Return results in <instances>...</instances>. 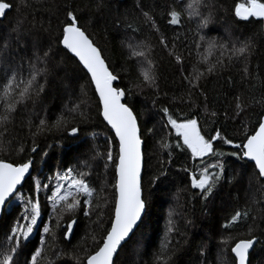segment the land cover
<instances>
[{"label": "trees", "instance_id": "16d2710c", "mask_svg": "<svg viewBox=\"0 0 264 264\" xmlns=\"http://www.w3.org/2000/svg\"><path fill=\"white\" fill-rule=\"evenodd\" d=\"M7 2L13 7L0 18V82L6 68L18 70L25 79L33 64L45 71L37 77L43 90L34 91L17 106L6 124L0 125V159L12 163L33 161L31 175L19 189L25 197L37 195L35 180L54 186L55 173L68 167L89 173L86 179L96 189L90 215L85 216L83 209L66 213L57 227L58 217L47 199L51 191L41 188L39 229L34 230L18 257L20 264H25L28 253L40 246L41 237L46 243L40 264H84L85 254L96 249L105 235L104 230L110 227L113 212L115 166L107 160V152L111 149L115 160L118 144L101 118L99 101L88 75L59 43L68 10L76 13L82 27L101 48L110 68L119 75L115 86L126 90L124 102L137 116L142 134V187L147 206L141 223L119 249L114 264H163V261L234 264L230 249L236 239L248 238L250 225L259 242L249 254L248 264H264V182L255 179L254 166L229 155L238 151L232 145L214 142L218 151L225 154L219 157L224 171L212 194L204 198L190 182V173L204 163L193 160L184 147H176L177 143L182 145V140L170 127H165L166 117L161 112L168 107L176 118H197L206 136L221 130L234 144L241 143L245 133L251 134L258 127L264 114V102H256L264 101V22L256 18L245 21L235 16V4L244 0H203L201 16L192 18L185 8L188 0ZM170 10L181 13L180 24L168 23ZM145 12L159 31L143 15ZM203 16L210 17L209 23L198 27ZM161 36L167 41V48L160 43ZM210 41L217 47L204 63L201 55L206 54ZM245 43L249 51L235 53ZM129 44L139 45V50L145 51L153 61L156 87L143 82L140 68L148 65L143 58H128ZM171 51L182 57V63L169 55ZM210 64L216 65L211 73L207 71ZM196 70L203 76L199 89H192L189 98L185 77L192 79ZM200 89L206 94V101ZM237 95L247 105L239 117L234 114ZM73 108L76 111L70 112ZM212 112L216 115L212 116ZM61 115L67 118V123L57 129L54 125ZM41 120L45 125L41 126ZM73 126L79 128L76 136L69 134ZM148 129L154 131L150 133ZM162 136L172 146L170 161L169 150L159 145ZM215 159L206 157L205 162L212 163ZM22 210L19 201L6 205L0 219V247ZM238 210L248 211V218L224 228ZM72 216L76 223L70 238L65 239L63 233ZM169 219L174 231L168 233L170 244L162 252ZM49 222L55 240L43 233V225ZM229 236L233 239L223 243Z\"/></svg>", "mask_w": 264, "mask_h": 264}, {"label": "snow or ice", "instance_id": "6c2138e0", "mask_svg": "<svg viewBox=\"0 0 264 264\" xmlns=\"http://www.w3.org/2000/svg\"><path fill=\"white\" fill-rule=\"evenodd\" d=\"M24 3V0H21ZM203 0H188L185 8L188 11L189 18L200 17V7ZM13 5L7 0H0V18H4L7 11ZM234 14L241 20H249L256 18L264 20V0H244L242 3H236L234 6ZM148 20L152 21L153 28H156L155 21L147 12L143 14ZM168 23L172 25L180 24L181 13L176 10L168 12ZM66 22L62 27V38L59 43L63 48L78 59L79 64L86 70L90 76V83L94 85V90L99 97L100 115L107 125L115 134V140L118 141V154L114 160L112 150L107 152V160L112 161L115 166V184L114 188V206L110 227L105 229V235L101 242L91 253H86L84 256V264H114V254L117 253L122 241L129 236L134 228L138 226L142 215L146 209V200L143 196L142 187V134L138 125L137 116L133 109L122 100L126 96V90L115 86V82L120 79L109 66L103 56L101 48L90 38L87 31L82 27L79 18L72 10L66 11ZM210 17L203 16L199 20L198 27H206ZM131 27V26H129ZM159 31L158 28H156ZM203 40L204 38L201 37ZM143 43V42H141ZM160 43L167 48V41L163 36L160 38ZM199 47V45H197ZM217 47L214 41L208 43L205 49L206 54L201 55V60L207 63L212 50ZM220 47H225L220 45ZM175 48V45H173ZM129 59L143 58V62L147 63L148 67L140 68V75L143 82L152 87H156V74L154 71L153 61L148 59L145 51L139 50V45H128ZM235 53L244 54L249 51V46L245 43ZM45 56L48 53L44 54ZM177 63H182V57L175 51L169 52ZM220 63V61H217ZM215 64H210L207 68L209 73L215 69ZM44 69H39L35 64L32 65V71L27 79L16 69H5L4 78L0 82V104L3 106V112L0 113V125L6 124L10 119L11 114L16 111L19 104L30 98L34 91L43 90V85L38 84L37 77L44 72ZM203 76L202 72L196 70L192 79L185 77L189 83L188 97H192V89H199V80ZM130 93V89L127 90ZM200 94H206L200 89ZM235 116L239 117L246 111L247 105L244 104L241 96L235 97ZM261 103L264 101H256ZM78 107V106H77ZM76 111L75 108L70 112ZM163 116L166 117L165 127H170L174 131L175 136L182 140V145L177 143L176 147H184L193 160H200L204 166L190 173V182L193 189H198L204 198L210 196L221 178L224 171V163L219 157L225 154L218 151L214 142L220 141L223 144L232 145L238 151H233L229 155L237 159L253 162L254 177L258 182H264V114L261 115L258 121V127L251 133H245L241 143H235L232 139L223 135L221 130H215L214 135L206 136L200 126L197 118L186 117L183 119L176 118L168 107L161 109ZM216 113L212 112V116ZM67 123V118L63 115L57 118L55 127L60 129ZM41 126L45 125V121L41 120ZM4 131H7L5 128ZM151 133L154 129H148ZM79 128L73 126L70 128L69 134L76 136ZM2 135V133H0ZM161 149L169 150V161L171 160V144L166 137H161L159 140ZM33 152L36 148L33 147ZM45 155H47L45 153ZM206 157H217L214 162L206 163ZM33 161L29 159L27 162L12 163L5 159H0V209L6 205H11L12 202L19 201L22 204V212L13 223L10 232L5 238V243L0 247V264H20L18 257L23 253L24 246L29 242L34 230L39 229L38 221L41 218V201L39 193L41 188L51 191V195L47 197L51 203L54 213L57 215L56 225L60 226V220L64 215L75 213L77 210L83 209L84 215L91 214L93 209V194L96 189L91 187L86 179L89 173L79 171L75 167H68L62 172L55 173V185L41 184L37 179L34 183V191L37 194L35 197H25L19 190L18 186H22L26 175H30V168ZM107 167V165H105ZM214 170V171H210ZM187 171V169H185ZM264 186V184H262ZM81 197L83 199H81ZM98 207V206H97ZM57 209L59 211L57 212ZM171 215V214H170ZM249 216L248 211H236L231 215L230 219L223 225L224 228H231L234 225L246 220ZM51 221V216H50ZM76 219L72 216L69 223L66 225V230L63 233L65 239H69ZM174 231L172 221L169 219L167 231L165 233V242L162 243V252L168 249L170 241L167 240L168 233ZM43 233L51 235L55 240V233L52 232L51 223L43 225ZM253 228L248 227V238L236 239L234 246L230 251L234 254V264H248L250 249L259 242L258 237L253 235ZM229 236L223 243L227 244ZM46 241L41 237L39 247L34 251H30L25 258V264H40L44 258V245ZM163 260V256L160 257ZM167 264V261H163Z\"/></svg>", "mask_w": 264, "mask_h": 264}, {"label": "water", "instance_id": "95a60500", "mask_svg": "<svg viewBox=\"0 0 264 264\" xmlns=\"http://www.w3.org/2000/svg\"><path fill=\"white\" fill-rule=\"evenodd\" d=\"M250 19V18H249ZM263 22H264V20H262ZM61 45V47H62V49L63 50H65L66 52H67V50L66 49H64L63 48V46H62V44H60ZM68 53V52H67ZM78 64H79V62H78V59L77 58H75L71 53H68ZM80 65V64H79ZM81 66V65H80ZM81 68L83 69V67L81 66ZM84 70V69H83ZM84 72L86 73V70H84ZM87 74V73H86ZM88 75V74H87ZM88 77H89V79H90V76L88 75ZM117 84V81L115 82V85ZM93 86V89H94V85H92ZM94 92H95V90H94ZM95 95H96V97H97V99H98V101H99V97H98V94H96V92H95ZM124 100H125V98L122 100V102H124ZM101 118H102V116H101ZM102 120H103V118H102ZM103 122L105 123V125L111 130V128H110V126L109 125H107V123H106V121H104L103 120ZM112 131V130H111ZM113 132V131H112ZM113 134H114V132H113ZM114 137H115V134H114ZM117 142V144H118V141H116ZM142 149H143V144H142ZM244 161L245 162H247V163H249V164H252L253 165V162H250V161H247L246 159H244ZM254 166V165H253ZM142 171H143V161H142V169H141V176H142ZM31 172H32V167L30 168V175H31ZM30 175H26V177H25V180L30 176ZM24 180V181H25ZM24 181L22 182V186H23V183H24ZM22 186H18V188L20 189ZM6 207V206H5ZM5 207L3 208V209H0V219H1V217H2V214H3V212H4V209H5ZM144 214H145V212H144ZM144 214L142 215V218H143V216H144ZM142 220V219H141ZM141 223V221L140 222H138V226H139V224ZM137 226V227H138ZM137 227L136 228H134L133 229V231L129 234V236L125 239V241H122L121 242V245H120V247L118 248V250H117V253H118V251H119V249L129 240V238L131 237V235L135 232V230L137 229ZM255 246V245H254ZM254 248V247H253ZM253 248L252 249H250V252H249V254L252 252V250H253ZM117 253L116 254H114V257H113V259L115 260V258H116V255H117ZM232 254V256L234 257V254L233 253H231Z\"/></svg>", "mask_w": 264, "mask_h": 264}]
</instances>
